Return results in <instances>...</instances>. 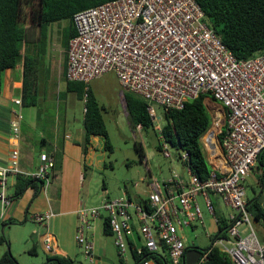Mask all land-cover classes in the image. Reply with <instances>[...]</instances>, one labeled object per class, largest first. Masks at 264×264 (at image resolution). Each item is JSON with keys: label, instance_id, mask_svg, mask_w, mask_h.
<instances>
[{"label": "built area", "instance_id": "1", "mask_svg": "<svg viewBox=\"0 0 264 264\" xmlns=\"http://www.w3.org/2000/svg\"><path fill=\"white\" fill-rule=\"evenodd\" d=\"M73 24L77 35L67 52L68 81L84 83L88 92L94 79L112 72L124 91L149 104L154 124L158 120L154 106L182 110L206 94L220 104L226 118L222 142V131L206 136L209 153L221 161L207 180L186 168L188 180L176 174L162 184L153 182L143 199L135 201L126 194L91 211L86 207L78 211L76 240L86 259L95 264V246L86 231L91 221L103 219L109 221L123 263L134 252L140 259L137 264H186L187 245L180 233L204 224L200 199L218 224L211 199L218 195L233 213L226 236L219 232L212 246L234 264H264V241L254 228L245 193L246 179L264 151V54L238 60L207 24L196 0H115L76 14ZM14 104L21 107L22 99ZM14 114L12 131L17 138L23 117L19 110ZM169 146L164 140L162 152L172 159ZM18 156L15 149L12 166L0 170L2 200L8 177L21 173ZM180 160L188 162L189 154L182 152ZM54 168V160L43 152L37 171L28 177L47 187ZM53 216L49 211L34 220L44 225ZM52 243L53 237L45 235L49 254ZM207 260L203 252L196 264Z\"/></svg>", "mask_w": 264, "mask_h": 264}, {"label": "trees", "instance_id": "2", "mask_svg": "<svg viewBox=\"0 0 264 264\" xmlns=\"http://www.w3.org/2000/svg\"><path fill=\"white\" fill-rule=\"evenodd\" d=\"M111 1L115 0H0V93L4 72L23 64L24 96L22 102L26 106H36L37 103L33 97L34 86L36 87L35 79L38 70L42 71L40 69L43 66L42 61L48 55L50 27L54 24L66 23L63 39L65 45L69 47L70 40L77 35L73 17L80 12ZM196 1L205 13L207 24L238 60H248L264 54V0ZM40 60L41 64L38 66ZM39 76L42 74L40 73ZM67 85L68 90L75 93L79 100H84L85 95H88L84 121L86 151L93 137L103 138L106 149L112 150L103 117L104 108L99 105L91 88L86 92L84 83L68 81ZM123 96L131 128L138 129L141 126L142 130H146L154 127V122L147 110L149 104L143 98L127 91ZM208 96L210 95H202L188 102L182 110L165 111L162 108L166 120L161 130L164 140L176 150L178 156L182 152L189 154L188 162H182V164L203 181L207 180L212 172V167L204 158L200 146V139L206 135L213 124L212 116L205 104ZM225 133L226 126L219 136L220 142ZM136 149L144 158L142 146L136 145ZM158 149L162 152V146ZM253 169L259 174L257 177L263 186V191L261 194L257 192L255 199L247 202V209L252 214L255 223L264 229V206L261 202L264 193V151ZM44 186L45 183L42 181L18 175L13 200L22 197L27 188H33L35 197H37ZM217 220L221 236H226L229 220L220 215H217ZM19 224L13 219L7 222L8 226ZM104 232L106 235H113L108 220L105 221ZM260 239L264 241L263 237ZM0 244L9 245L5 234L1 236ZM203 252L208 254V260L204 264H234L227 254L217 247L211 246ZM132 257L137 264L140 259L134 252H132ZM0 264H19V262L9 251L1 257ZM45 264L80 263L70 257L48 255Z\"/></svg>", "mask_w": 264, "mask_h": 264}, {"label": "crops", "instance_id": "3", "mask_svg": "<svg viewBox=\"0 0 264 264\" xmlns=\"http://www.w3.org/2000/svg\"><path fill=\"white\" fill-rule=\"evenodd\" d=\"M55 25H58V33L61 34L63 41L66 23ZM54 26L50 27L48 55L42 63L47 62L48 64H45L48 68L50 66L57 67L60 63L58 88L57 83L52 79V74H56L55 70L50 72L48 77L39 76L41 72L38 70L33 96L37 105L18 107L14 104V100L22 99L23 101V64L15 69L7 70L3 74L0 93V170L12 166V152L15 149L19 153L18 168L21 172L19 176L28 178V175L35 173L39 166V156L43 152L54 160L55 168L50 175V184L47 187L44 186L37 197H35L33 188H27L22 197L13 200L18 176L8 177L5 199L0 198V229L4 232V227L8 226L7 222L9 223L12 219L20 224L9 225V227L26 226L31 223L34 226L32 229L35 230L34 235H39V240L43 244L45 235L49 234L53 237L54 249L53 254L50 255L73 259L72 245L73 242H77L78 211L85 207L81 201V193L85 185V170L95 161L96 150L100 147V137L91 138L86 151L85 107L81 113L79 101L84 105L85 102L79 100L75 93L68 90V81L66 80L68 47L65 50V62L62 65L61 58L55 53H59L60 48L51 47L52 27ZM40 64L41 60L38 62V66ZM123 94L121 95L122 100ZM56 103L59 104V107L56 106ZM62 104L64 106L61 107ZM73 107H77L78 114L70 110ZM14 109L19 110L23 117L20 134L17 138L14 137L12 131V123L15 120ZM148 189L150 190V184ZM212 197L217 198L216 195H212ZM140 199L141 196L136 200ZM49 211L54 216L46 224L41 225L35 222V215ZM215 214L217 216L216 211ZM213 219L216 223L215 217ZM90 226L91 228L86 231V238L94 243L97 236L101 237L105 234V221L103 219L94 220L91 221ZM260 232V236L264 238L263 227H260ZM6 252V248L0 246V259ZM94 256L95 264H97L95 251Z\"/></svg>", "mask_w": 264, "mask_h": 264}, {"label": "rangeland", "instance_id": "4", "mask_svg": "<svg viewBox=\"0 0 264 264\" xmlns=\"http://www.w3.org/2000/svg\"><path fill=\"white\" fill-rule=\"evenodd\" d=\"M57 26L52 27L51 47L56 46L60 48L59 53H55L61 58L62 65H64L67 46L65 45V41H62ZM45 63L48 64L47 62ZM45 63L40 68L42 70V77H48L50 72L55 70L56 74H52V79L57 83L58 88L60 84L58 79L61 68L59 66L60 63L57 67L50 66V68ZM91 88L99 105L104 108L103 117L112 150L106 149L105 140L100 138V147L96 150L95 161L92 166L85 170V185L81 193V201L89 211L100 207L105 202L124 198L126 194L134 200L140 196L143 199L149 192V184L156 181L160 183L169 181L176 174L186 180L189 179L187 169L180 160L182 153L178 156L176 150L169 146L172 154V159H169L158 149V147L164 145L161 130L165 126L166 120L162 108L154 106L158 118L153 125L154 127L146 130L132 129L125 111L124 97L123 100L121 97L125 91L120 86L117 76L112 72L104 74L91 83ZM79 102L82 113L85 105L81 101ZM205 104L212 116L213 124L211 129L206 133L205 138L200 139V146L204 158L214 168L221 161L219 160L220 158L214 159L209 153V149L205 145L207 141L206 136L214 130L219 135L226 125V118L220 104L213 101L211 96L206 98ZM56 106L59 107V104L56 103ZM62 106L64 105L62 104ZM47 109L49 110V106ZM70 110L78 114L77 107L70 108ZM136 145L142 146L144 158H142L141 153L136 149ZM99 160L100 162H98ZM257 175H259L258 172L252 169L246 179L245 193L247 201H253L256 193L260 194L262 192L259 189L263 188V186H261ZM216 197H211V199L216 208L217 215L229 220V215L233 211L226 206L220 196L217 195ZM261 202L264 203V193ZM200 203L205 215L204 224L198 223L193 230H185L180 234L184 236L187 247L207 250L213 245L214 238L219 233V225L214 222V217L207 212L202 199H200ZM33 227L31 223H28L26 226L4 227V232L0 229V238L5 234L9 241V245L0 244V246L5 247L7 252L10 251L19 264H45L47 256L50 255L45 250L44 244L40 242L39 235H34L35 230H32ZM260 227V225L254 224L259 237H261ZM94 243L96 246L95 255L97 256V264H135L130 253L127 254L123 263L115 246L113 235L103 234L101 237L97 236ZM72 249L74 253L73 260L80 264H90L84 255L83 248L76 241L75 243L73 242ZM100 249L102 251L101 254Z\"/></svg>", "mask_w": 264, "mask_h": 264}, {"label": "water", "instance_id": "5", "mask_svg": "<svg viewBox=\"0 0 264 264\" xmlns=\"http://www.w3.org/2000/svg\"><path fill=\"white\" fill-rule=\"evenodd\" d=\"M262 191H263V188H262ZM262 192H260L261 194ZM219 234L215 237L218 238ZM187 257H186V264H196L201 255H202V252L203 250L199 249V248H196V247H187Z\"/></svg>", "mask_w": 264, "mask_h": 264}, {"label": "bare ground", "instance_id": "6", "mask_svg": "<svg viewBox=\"0 0 264 264\" xmlns=\"http://www.w3.org/2000/svg\"><path fill=\"white\" fill-rule=\"evenodd\" d=\"M214 132H216V130H214ZM219 139H220V137H219Z\"/></svg>", "mask_w": 264, "mask_h": 264}, {"label": "clouds", "instance_id": "7", "mask_svg": "<svg viewBox=\"0 0 264 264\" xmlns=\"http://www.w3.org/2000/svg\"><path fill=\"white\" fill-rule=\"evenodd\" d=\"M248 202V201H247ZM255 222V221H254Z\"/></svg>", "mask_w": 264, "mask_h": 264}, {"label": "flooded vegetation", "instance_id": "8", "mask_svg": "<svg viewBox=\"0 0 264 264\" xmlns=\"http://www.w3.org/2000/svg\"><path fill=\"white\" fill-rule=\"evenodd\" d=\"M261 189H262V188H261ZM261 189H260V190H261Z\"/></svg>", "mask_w": 264, "mask_h": 264}]
</instances>
